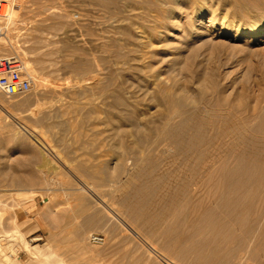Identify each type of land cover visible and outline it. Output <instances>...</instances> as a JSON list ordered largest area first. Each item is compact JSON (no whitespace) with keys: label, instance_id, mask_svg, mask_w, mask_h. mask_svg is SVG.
Returning <instances> with one entry per match:
<instances>
[{"label":"rangeland","instance_id":"obj_1","mask_svg":"<svg viewBox=\"0 0 264 264\" xmlns=\"http://www.w3.org/2000/svg\"><path fill=\"white\" fill-rule=\"evenodd\" d=\"M127 1H15L10 31L18 53L1 41L0 56L29 61L44 86L33 77L28 94L0 92V195L7 209L0 245L18 264H264V221L259 229L254 216L239 220L217 187L185 186L172 150L143 148L115 101L122 96L140 122L158 125L171 108L166 98L202 90L213 104L262 112L264 33L247 32L246 20L222 18L234 10L216 0L215 11L202 13L185 1L161 8ZM18 120L43 130L60 157L57 169L44 165ZM120 120L127 135L113 130ZM85 183L98 199L79 189ZM30 187L25 206L16 207V189ZM254 194L262 206L264 186ZM16 212L27 244L10 239ZM93 234L104 244H93Z\"/></svg>","mask_w":264,"mask_h":264},{"label":"bare ground","instance_id":"obj_2","mask_svg":"<svg viewBox=\"0 0 264 264\" xmlns=\"http://www.w3.org/2000/svg\"><path fill=\"white\" fill-rule=\"evenodd\" d=\"M151 1L156 2L158 5H160L159 6L160 8L163 4H165L166 6L170 4L169 0H151ZM173 1L175 2V5L180 1L190 2L196 5L197 9L201 13L210 8L211 10L215 11L214 5L218 3V5L221 6L223 5L227 11H229L230 9L234 10V12L231 15L228 16L226 14L222 18L224 19L228 18L227 20H230V18L231 20L234 19L246 20L247 22H250L248 25L250 31L247 32L255 36L258 35L260 36L261 34L264 33V0H216L215 4L212 3L213 0H173ZM127 3L128 5L133 6L135 2L134 0H128ZM16 16H17V12L14 3L13 11L11 14L12 23H15ZM12 34L13 32L9 31L6 38L2 39V41L5 42V43L3 42L5 45L7 44L8 46L11 45V47H13L17 55L18 53L17 50L19 49V46L13 43L14 37H12ZM23 63L26 71L31 76L37 79L38 82L36 81L37 84L35 83L36 84L35 86H39V85L44 86L43 79L37 75L33 65H31L29 61H23ZM207 95H208L207 92L202 90L193 95H190L191 97L189 96V98L186 99L175 98L172 96L166 98L165 100L169 103L171 108L168 111L167 116L166 117L164 116L165 118L163 117L165 121L162 123V125H158L152 122H147V123L140 122V119L136 116L137 109H135L133 105L131 106L129 104L130 101L127 102L126 99H124L120 95L116 98V100L115 99L114 100L121 107L119 111L120 114L119 118L121 117V119L127 120L128 118L127 116H129L128 124H131L132 127L135 128L132 130L134 134H136L140 139L141 144L145 146L143 148L147 147L148 150L158 151L160 147L163 148L162 146H164L168 150L170 149L172 150L171 156L173 157L172 158L173 164L172 163L171 164L176 167L177 176L185 182V186L189 187L192 185L193 186L197 185L203 188L204 187L209 188L210 186L219 188L220 189L218 192L219 195L217 196H219L225 201V204L227 208L230 209V212L233 215H235L237 218H239V220L249 215L254 216L255 222L253 225L255 227L256 226L258 227L260 226L261 221L262 220L264 221V204L262 206L259 205V207L256 206L257 204H255L254 201V196L256 194L254 193L258 192L264 186V111L261 110L262 112H260L258 108L259 112L257 110H254L253 112H248L245 109L243 110L239 109L240 107L237 108L230 105L227 106L224 103L213 104L211 102L212 100L210 101ZM184 114H187V116H185ZM178 117L180 118V120L179 119L178 121L175 120ZM17 123L20 129L25 134H27L29 138L38 146L37 150L42 154L41 157L43 160L42 162H44V165L57 169L56 162H58L57 160H59L60 157L57 154L58 152L56 153L54 148L46 140L44 136L45 133L43 132V130L38 129L35 125L34 126L33 125L31 126V124L27 125L20 120H18ZM116 123H115V128L113 130H116L118 135L119 134H122L123 136L127 135L128 134V129H126L127 123L122 122L121 120L117 124ZM15 136H17V138L18 137L20 138L21 135L18 132L15 133ZM121 144L119 145L121 146ZM162 150L164 151L165 149ZM33 151H35V149ZM103 171H105L104 179H109L111 177L110 175L111 173L109 174V172L106 170ZM113 177L115 176H113L112 174V178ZM19 181L21 183L20 179ZM177 182H182V181L178 180ZM183 187H184V183H183ZM1 189L2 188H0V190ZM79 189H83L82 191L91 193L93 197L98 199L97 194L99 193L96 192L97 194H95L94 193L95 191L93 192L92 188L87 183L83 184L82 188ZM16 190H17L16 193L19 195L17 198H15L17 200L16 207L17 206L24 207L26 204V200L28 199V196L26 194L28 192L33 193L34 189H31L30 187V189L19 188ZM99 199H101V197H99ZM105 208H107V210H109L111 213L118 214L115 208L111 206L105 205ZM6 211L7 209H6L5 199L1 198L0 195V237H4L6 235V230L4 229L5 228L4 217L6 215ZM12 222L14 223L13 225L14 230L11 234L8 232L9 236L11 237L10 239L12 240L14 239V237L18 236L19 238L21 237V239L25 244H27L25 241L26 239H24L23 233L21 231V226L23 225V223L20 222V218L17 212L16 214H14V218ZM258 228L261 229L260 227ZM27 247L26 248L29 249V251L34 249V252L32 253L38 254V252H40L44 255L46 254L44 253L43 249L39 248L38 246H35L32 249H30L31 246L29 245ZM151 248L154 253H157V250L154 246H151ZM5 253L6 252L4 248L0 245V264H5V262H12L13 264H18L17 260L11 261L9 259L8 256L11 254L10 252H9L10 254L8 253L9 254L8 256ZM45 256L44 258H46ZM38 257L40 258V256ZM41 258L43 259V257ZM169 262H171V260H169ZM6 264H10V263H6Z\"/></svg>","mask_w":264,"mask_h":264},{"label":"built area","instance_id":"obj_3","mask_svg":"<svg viewBox=\"0 0 264 264\" xmlns=\"http://www.w3.org/2000/svg\"><path fill=\"white\" fill-rule=\"evenodd\" d=\"M16 0H0V45L6 38L12 24L11 14ZM35 80L25 69L19 56H0V92L8 98H14L33 91ZM90 241L102 245L105 237L93 234ZM167 264H174L165 260Z\"/></svg>","mask_w":264,"mask_h":264}]
</instances>
